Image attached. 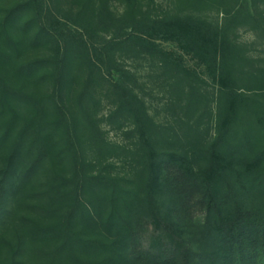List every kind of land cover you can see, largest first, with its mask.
I'll return each mask as SVG.
<instances>
[{
  "label": "trees",
  "instance_id": "obj_1",
  "mask_svg": "<svg viewBox=\"0 0 264 264\" xmlns=\"http://www.w3.org/2000/svg\"><path fill=\"white\" fill-rule=\"evenodd\" d=\"M240 31L264 55V0H0V264H264V57Z\"/></svg>",
  "mask_w": 264,
  "mask_h": 264
},
{
  "label": "rangeland",
  "instance_id": "obj_2",
  "mask_svg": "<svg viewBox=\"0 0 264 264\" xmlns=\"http://www.w3.org/2000/svg\"><path fill=\"white\" fill-rule=\"evenodd\" d=\"M67 6V5H66ZM156 6H157V10L160 11L162 9H166L168 8V6H170V0H156ZM117 10L120 11L122 8H120L121 6L119 4H116ZM113 9L115 11V3L113 4ZM240 39L239 42L246 45V46H250V55L255 57V58H259V57H264L263 55V48L260 45V42L257 40V38L255 37V35L252 32H248V31H240ZM161 46L162 49L166 50V51H170V52H177L180 54V52L178 51L177 47L174 44L171 43H164L161 42ZM183 60H184V64L188 69H191L192 71H196L200 76H203V78L205 79V81L207 82V92L209 93V95L211 96L212 94H215L216 92V87L214 88L213 84L207 79V76L205 75V68L202 66H198L196 60H194L191 56L189 55H183ZM143 72V71H141ZM105 88H102L100 90L97 91V93L94 95L96 100L101 101V104L98 106V109L96 110V118L99 120L102 119H106V117L110 114V112L113 110V106L111 105V101L105 98ZM155 95V96H154ZM153 95L154 100H152L153 103V109L151 110V114L152 115H157L156 118L158 120V122L166 124L168 126H170L172 129H174L179 136L183 135V132L181 130V126L177 124V120H175L174 118V114L178 113L179 117H182V113L179 111H176L175 113L173 111H171V107L167 106V100H163L161 101L164 96L163 92H156ZM151 101V100H150ZM212 108H214V105H211ZM158 111V113H157ZM157 113V114H156ZM168 123V124H167ZM207 124V125H206ZM101 128L102 131L104 132V136L105 138L114 144H118V145H131L132 144V140L128 139L125 135H123V131H119L116 128H114V126H108L107 123L103 122L101 123ZM209 128V129H208ZM127 129V128H126ZM129 129V128H128ZM201 132L202 133H208L207 138H212L214 135V122L209 123V122H204L203 127L201 128ZM113 163L115 165H117L119 168L116 171L118 174L123 175V168H122V164L119 163L118 161H115V159L113 160ZM113 173H115V170H113ZM9 207H11V205H9ZM8 207V208H9ZM195 222H203V216L202 215H198L195 219ZM15 223L14 221H10L9 220H5L2 227L0 228V232L3 233H7L9 232L13 227H14Z\"/></svg>",
  "mask_w": 264,
  "mask_h": 264
}]
</instances>
